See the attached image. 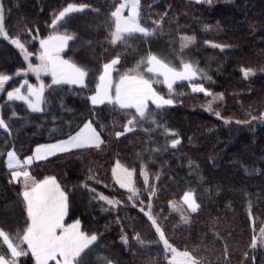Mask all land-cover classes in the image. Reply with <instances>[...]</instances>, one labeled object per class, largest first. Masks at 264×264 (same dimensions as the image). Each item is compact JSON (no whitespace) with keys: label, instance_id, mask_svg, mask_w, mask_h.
Instances as JSON below:
<instances>
[{"label":"trees","instance_id":"16d2710c","mask_svg":"<svg viewBox=\"0 0 264 264\" xmlns=\"http://www.w3.org/2000/svg\"><path fill=\"white\" fill-rule=\"evenodd\" d=\"M68 3L88 7L53 26L55 15ZM119 4L120 0H3L8 38H0V73L11 79L0 91V113L11 131L0 128V228L26 252L17 264L36 261L27 244H20L30 220L23 185L12 179L7 154L14 150L24 159L36 145L64 139L88 120L103 137L100 147L57 154L30 167L36 180L55 176L66 191L65 223L79 219L84 232L97 234L94 246L82 254V264H104L105 257L113 264H172L149 210L170 243L190 251L200 264H264V244L259 242L264 226V0H140L141 23L152 28L160 20L162 26L154 35L135 33L113 43L111 13ZM52 31L75 34L62 55L86 69L83 86L53 85L50 75L38 78L18 72L27 68V61L10 37H19L32 55L30 62L36 63L40 40ZM185 35L196 38L188 48L182 47ZM151 53L177 69L191 62L198 74L175 81L169 90L161 77L148 72L146 58ZM117 55L120 72L114 71V81L143 58L140 71L159 93L175 101L161 108L149 102L155 123L139 118L134 108L92 104L103 64ZM246 68L253 72L246 76ZM25 80L46 86L43 111L8 98L7 91ZM193 83L203 84L209 93L194 91ZM218 94L222 98L210 103L209 111L212 95ZM134 115L137 123L125 131ZM173 139L179 142L173 145ZM117 161L135 171L138 194L116 183L112 170ZM188 191L199 207L183 222L171 211L170 202ZM100 193L118 202L108 204ZM137 233L143 243L135 239ZM253 236L255 248L250 246ZM0 254L10 257L2 238Z\"/></svg>","mask_w":264,"mask_h":264},{"label":"snow or ice","instance_id":"6c2138e0","mask_svg":"<svg viewBox=\"0 0 264 264\" xmlns=\"http://www.w3.org/2000/svg\"><path fill=\"white\" fill-rule=\"evenodd\" d=\"M86 7L88 6L85 4L68 3L55 15L52 25L57 26L58 22H61L70 14L83 11ZM125 8L129 9L127 16L123 15ZM111 16L115 21V28L111 33V42L113 43L122 41L126 36H131L135 33L154 35L156 28L162 26L160 20L155 21L152 28L145 27L141 23L140 0H121V3L115 7ZM28 31L30 32L31 29H28ZM0 34L7 36V32L4 29L3 0H0ZM10 39L13 44L24 51L25 59H27L30 54L27 53L25 44L21 42L19 37H10ZM74 39L75 34L73 33L52 31L47 37L40 40V62L38 64L29 62L28 68L20 69L18 72L27 73L31 71L36 73L37 77L42 72L50 73L53 85L84 84L87 75L86 69L72 59H65L61 55L64 49L69 48V41ZM184 39L191 41L194 37L186 36ZM220 47H223V45H220ZM146 60L148 72L162 75L163 82L167 84L169 90L172 89L174 81L179 79L191 80L192 77L198 74V69L191 62H182V67L177 69L154 53L149 54ZM119 61L120 56L117 55L103 64V70L99 75V83H97L96 90L91 96L92 104H103L107 101L110 104L119 106L121 109L134 108L139 118H151L153 123H155L154 116L149 109V102L151 101L157 108H161L165 105H172L175 101L159 93L153 87V80L147 78L140 71V65L145 63L143 58L134 68L124 70L118 79L114 81L112 73L114 71L120 72V69L116 67ZM243 72L247 76L253 70L246 68L243 69ZM10 79L9 75L0 73V91L4 90L5 83ZM24 85H27L26 92L22 91ZM45 87L42 81L37 86L25 80L20 87L7 91V96L10 100L15 99L26 102L28 108L33 111H43L42 105L46 103ZM192 89L209 93V90L205 89L203 84L193 83ZM210 103L209 111H212ZM12 115L15 116L16 113L13 112ZM216 115H219V112ZM138 117L134 115L128 119L127 124L124 125L125 131H129V126L137 123ZM238 123L245 122L238 121ZM0 128L11 131L9 123L4 119L2 113H0ZM169 131L171 130L169 129ZM115 135L120 136L122 133L116 132ZM178 142V139L171 141L173 145ZM102 143L103 140L100 133L96 130L92 121L88 120L78 132L69 135L65 140L37 145L34 155L25 157L23 161H21L14 150L8 152L7 167L13 169L11 172L12 179H22L24 186L22 196L26 202L27 216L30 220L20 238V244L27 242V247L35 257L36 264H48L51 259H55L56 264H82V254H86L85 250H90V246H94L98 236L96 233L89 234L82 231L79 219L72 221L70 224H65L64 218L68 209L67 193L62 189L55 176H45L42 180H36L30 171L27 170V165H30L33 159L40 160L54 156L56 153L66 152L69 149H79L86 146L100 147ZM22 165L24 170H18ZM118 168H121L119 161H117V167L112 170L117 182L122 188H127L134 194H138L131 180L134 170L122 169L125 175H121L117 171ZM144 177L145 182H147L148 173L146 171L144 172ZM151 194L150 192L149 195ZM100 198L109 204L118 202L103 193H100ZM132 198L131 196L129 197V199ZM184 200L192 211H196L199 207L192 193H185ZM141 211H144V209L141 208ZM147 215L163 241L165 250L171 253L169 260L172 264H200V261L190 251H181L171 244L156 218L152 216L151 212H148ZM0 238L3 239L8 249H10V257L0 254V264H17V258L26 255V252L19 245L13 243L9 234L3 228H0ZM135 239L143 243L138 233L135 234ZM121 240L127 243L128 237L123 235ZM259 242L264 244V226L260 229ZM250 246L252 248L257 246L256 236L252 237ZM244 255L247 256L248 253L245 252ZM104 264H113V261L105 257Z\"/></svg>","mask_w":264,"mask_h":264},{"label":"rangeland","instance_id":"374dc122","mask_svg":"<svg viewBox=\"0 0 264 264\" xmlns=\"http://www.w3.org/2000/svg\"><path fill=\"white\" fill-rule=\"evenodd\" d=\"M128 13H129V11H128ZM1 37H4V38H8V35L7 36H5V35H3V34H0V38ZM184 37H186V35L185 36H183L182 37V47L183 48H188V47H190V46H192L194 43H195V41H196V38L194 37V36H190V37H194V39H192L191 41H187V40H185L184 39ZM10 41H11V39H10ZM12 42V41H11ZM116 42H118V41H116ZM15 45V44H14ZM16 46V45H15ZM26 47V46H25ZM19 50L21 51V53H22V55H23V57L25 58V53H24V51H22L20 48H19ZM27 53H29L28 52V50H27ZM30 55H28V57H27V59H26V61H27V68H28V65H29V62H30V58L32 57V55H31V53H29ZM40 61H39V54L37 55V62L36 63H31V64H38ZM26 74H31V75H34L35 77H37V75H36V73H34V72H31V71H29V72H27ZM154 74V73H153ZM45 75H47V74H43V72L42 73H40V75H39V77L38 78H40V77H43V76H45ZM155 76H157V77H161V81L163 82V76L162 75H158V74H155ZM194 78H196V76H194V77H192L191 78V80L192 79H194ZM180 80V79H179ZM189 80V79H188ZM176 81H178V80H176ZM175 82V81H174ZM173 82V83H174ZM222 98V95H220V94H218V95H212V99H211V104H213V103H215L214 101H216V100H218V99H221ZM11 151H13V150H11ZM18 156V155H17ZM19 157V156H18ZM21 159V158H20ZM22 160V159H21ZM120 166H121V168H118L117 169V171H118V173L119 174H121V175H125V173L122 171V169H129V168H127V167H125L124 165H122L121 163H120ZM117 167V164H115L114 165V167L113 168H116ZM129 170H132V169H129ZM30 173H31V171H30ZM32 175V174H31ZM33 176V175H32ZM113 177H114V179H115V181H116V183L118 184V186L119 187H121V185L117 182V180H116V178H115V176L113 175ZM14 180V179H13ZM131 180H132V184H133V187H135V171H134V173H133V175H132V178H131ZM15 181V180H14ZM58 181V180H57ZM15 182H21L22 183V185H23V182H22V180H18V181H15ZM59 182V181H58ZM60 184V183H59ZM60 186H61V184H60ZM62 187V186H61ZM23 188H24V186H23ZM62 189L64 190V188L62 187ZM123 189H126V190H129V189H127V188H123ZM65 191V190H64ZM66 192V191H65ZM186 193H192V192H190V191H188V192H186ZM193 194V193H192ZM185 195V194H184ZM184 195H183V197L180 199V200H172L171 202H170V209H171V211H173L175 214H177L180 218H181V220L183 221V222H188L189 220H190V214L192 213V212H194V211H192L191 210V208L188 206V203L184 200ZM67 197H68V195H67ZM99 198H100V194H99ZM103 200V199H102ZM194 200H195V202L197 203V201H196V199H195V196H194ZM105 201V200H104ZM107 202V201H106ZM109 204V203H108ZM111 205H116V204H111ZM68 206H69V204H68ZM148 212H151V210H149ZM151 214H152V216L153 217H155L156 218V220H157V222L159 223V221H158V219H157V216L156 215H154L152 212H151ZM67 215H68V213H67ZM67 218V217H66ZM71 223V222H70ZM162 228V227H161ZM159 235V234H158ZM162 241V240H161ZM163 242V241H162ZM172 244V243H171ZM175 247L176 248H178L179 250H181V251H185V249H183V248H181V247H178V246H176L175 245ZM188 251V250H187ZM169 253V257L171 256V253L170 252H168ZM193 255V254H192ZM170 261V260H169ZM171 262V261H170ZM172 263V262H171Z\"/></svg>","mask_w":264,"mask_h":264},{"label":"crops","instance_id":"0c3cea01","mask_svg":"<svg viewBox=\"0 0 264 264\" xmlns=\"http://www.w3.org/2000/svg\"><path fill=\"white\" fill-rule=\"evenodd\" d=\"M120 3H121V0H120ZM128 11H129V9L128 8H125L124 9V11H123V15H125V16H127L129 13H128ZM65 50V49H64ZM63 53V52H62ZM62 53H61V55H62ZM43 74H47V75H50L51 76V74L50 73H45V72H43ZM112 76H113V80H114V72L112 73ZM85 84V83H84ZM84 84H74V85H76V86H83ZM105 102H107V101H105ZM104 102V103H105ZM97 105H101V104H97ZM86 123V122H85ZM84 123V124H85ZM93 123V122H92ZM84 124L81 126V128L84 126ZM93 125H94V123H93ZM95 126V125H94ZM80 128V129H81ZM96 128V127H95ZM79 129V130H80ZM78 130V131H79ZM96 130L98 131V129L96 128ZM77 131V132H78ZM99 132V131H98ZM76 133V132H75ZM100 133V132H99ZM100 136H101V134H100ZM101 138H102V140H103V137L101 136ZM65 139H67V137L66 138H64V139H60V140H57V141H62V140H65ZM57 141H53V142H48V143H41V144H50V143H55V142H57ZM39 145V144H38ZM102 145V144H101ZM100 145V146H101ZM37 146V145H36ZM36 146L33 148V151H32V153L30 154V155H28V156H32V155H34V153H35V149H36ZM89 147H95V146H86V147H83V148H89ZM83 148H79V149H83ZM97 148V147H96ZM73 150H77V149H69L68 151H66V152H69V151H73ZM61 153H65V152H61ZM61 153H56L55 155H57V154H61ZM54 155V156H55ZM50 157H53V156H49V157H46V158H43V159H40V160H36V159H33V161H32V163L30 164V165H27V170H29L30 171V167L34 164V163H36V162H39V161H43V160H46V159H48V158H50ZM24 159H22L21 161H23ZM18 170H24V166L22 165L21 167H20V169H18ZM13 171V169H10V172H12ZM20 180H22V179H20ZM15 181H18V180H15ZM67 213H68V209H67ZM66 217H67V214H66V216H65V218H64V223H65V220H66ZM72 223V222H71ZM65 224H67V223H65ZM68 224H70V223H68ZM81 230H82V223H81ZM83 231V230H82ZM26 244H27V242H25ZM95 243V242H94ZM10 250V249H9ZM30 250V249H29ZM30 252H31V250H30ZM6 257H9V256H7L6 254H4ZM35 258V257H34ZM52 260H55V259H51V260H49V262H48V264L52 261Z\"/></svg>","mask_w":264,"mask_h":264}]
</instances>
